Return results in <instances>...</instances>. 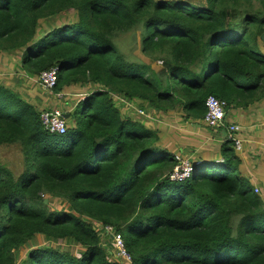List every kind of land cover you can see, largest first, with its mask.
<instances>
[{
	"label": "trees",
	"instance_id": "obj_1",
	"mask_svg": "<svg viewBox=\"0 0 264 264\" xmlns=\"http://www.w3.org/2000/svg\"><path fill=\"white\" fill-rule=\"evenodd\" d=\"M16 54L17 71L37 79L58 67L50 92L94 88L56 134L0 77V146L20 144L25 161L19 176L0 163V264H127L94 222L121 232L130 264H264V195L242 173L235 143L226 135L222 159L172 181L177 162L162 146L175 132L116 103L206 124L210 95L244 110L264 102V0H0V65ZM39 235L82 247L43 245L18 261Z\"/></svg>",
	"mask_w": 264,
	"mask_h": 264
},
{
	"label": "rangeland",
	"instance_id": "obj_2",
	"mask_svg": "<svg viewBox=\"0 0 264 264\" xmlns=\"http://www.w3.org/2000/svg\"><path fill=\"white\" fill-rule=\"evenodd\" d=\"M72 13L73 12H68V14H65L63 16H59L58 21H60V22L56 25L63 24L66 22H70L72 19V17H71ZM49 25H51V24L46 23V26H49ZM45 32L47 33V31L42 29L40 34H43ZM128 41H129L128 38L124 39L123 44L127 43ZM139 55L141 56V54H139ZM3 58L4 57H2L0 59H3ZM9 58L13 62V65L10 64V66H9V69L11 70L12 74L10 75L11 78L7 79L6 77H4V80L6 82H9L8 85L10 84V81H11L13 83L11 85L20 89L21 95L26 100L33 102L41 110L42 109L43 110L53 109V108H57V109H60L62 111L73 110L74 107L76 106V104L78 103L79 99L82 98L83 94H85L89 90H93V88H94L93 85H87V86L77 85V86H73L71 88H67L64 91H62L61 93H57V94L54 93L53 91L50 92V90L48 92V89L43 87V85L40 83V81L37 79V77L36 78H35V76L31 77L27 73H25V71L24 72L17 71L18 64H17V66H14V63L15 62L18 63V61L21 58V54L20 55L16 54L15 56H11ZM155 64H156L155 66L158 67L162 63L160 61H158ZM0 70H2L1 72H3V70H4L3 64L0 65ZM13 72H16V73H13ZM116 99H117L116 103L118 105H120L121 109L123 110L122 112H125V113L128 112L127 113L128 116H132L133 118H135L136 120H139V121L143 118V116H145V118L148 121H151L152 119H154V117L151 116L152 115L151 113H148L139 107L140 105L137 103V101L133 100L134 101L133 102V101L127 99L126 97H120V96L116 97ZM230 112H231V120L233 122L236 121V122H238V124H241L242 126H244L246 118H242L243 115L241 112H239L238 108L232 107ZM148 124H149V122H148ZM191 124L195 125V123H191ZM204 125L208 129L207 125L206 124H204ZM193 127L194 126H192L191 128L193 129ZM168 129H171V128L169 127ZM180 129L183 131L188 130V128L185 125H181ZM180 129H179V131H181ZM175 130H177V129H175ZM175 130H173V131H175ZM212 132L216 133V134L218 133L215 131H212ZM202 133H203V130H202ZM197 134H199L198 131H196V134L185 133V134H182V136L184 135L187 138L196 140V137H194V136H196ZM175 135H177L179 137L181 135V132L177 131V132H175ZM238 136L240 137V139L243 141V144H244L245 133H244L243 129L241 132L238 133ZM189 145H191V144H188V146ZM199 145H200V143H199ZM179 146H180V144H179V142H177V144H175L176 151H180ZM203 146L204 147L205 146L210 147V144H207L206 142H204ZM203 146L200 145L198 147V150H201V151L204 150L205 148ZM177 154L181 155L182 152H177ZM187 157L190 158L189 156H187ZM0 163L8 166L13 171L15 176H19V174L25 170V161H24V156H23L21 145L18 143L1 145L0 146ZM211 168L212 167H209L208 169L211 170ZM205 170H206L205 166H201V167L198 166V167H196L195 172H196V174H200V173L204 172ZM256 190L257 191L259 190L258 192L262 193L260 188H258ZM44 198H45L47 203H50L49 204L50 208L58 209V210H64V209L66 210V208H67L66 203L63 200H60L58 198H52L48 194L44 195ZM94 226H95L96 230L100 233V236L102 237V243L109 249L110 252L114 253V255H115L114 247L111 244L112 243V230H106V227H104V225H100L99 222H94ZM48 244H53L56 247L61 248V249L68 248L69 250L74 252L76 255L79 253V250L82 247L81 245H73L68 240H61L58 242H55V241L53 242L51 240H48L44 236L39 235L36 237V239L32 240L29 244L23 246L20 249L19 254H18V261H21L26 256V254L29 250L43 246V245H48ZM186 252L191 254L190 251H186ZM113 258L116 259L115 257H113ZM117 259L123 261L121 258H117ZM126 263L130 264L131 262L126 261Z\"/></svg>",
	"mask_w": 264,
	"mask_h": 264
},
{
	"label": "crops",
	"instance_id": "obj_3",
	"mask_svg": "<svg viewBox=\"0 0 264 264\" xmlns=\"http://www.w3.org/2000/svg\"><path fill=\"white\" fill-rule=\"evenodd\" d=\"M10 63L8 62V59H5V62L3 63L4 70L3 72H0V77L4 80V77L7 79L11 78L10 75L11 70L9 69ZM2 71V70H1ZM9 83V82H7ZM86 94V93H85ZM83 94V95H85ZM57 109V108H53ZM232 108H229L227 115H226V122L231 121V110ZM239 112L242 113V118H246L244 126H242L245 138H244V144L243 148L240 151V157L242 159V173L245 176H248V178L251 180L253 185L256 187V189L260 188L262 191V194L264 195V102L259 103L257 105H254L250 107L249 109H238ZM66 113V111H63ZM69 116V113H66ZM151 121H149V125L156 126L159 128H164L165 130L169 127L171 129L169 130H175L174 132H181V135L178 137L177 135H173L169 132L168 137L166 139V142L163 143L164 148L167 150H171L173 154L177 152H182L184 155L189 156L192 160L193 159H200L203 162L211 161V160H219L221 158V150L220 146L222 144V141L226 138V133L224 132V129H221V137L219 136L220 133H213L209 127L208 129L205 127L203 122L191 124L189 121L184 120L183 118L179 117V114H172V115H163L161 116H154ZM255 117V118H254ZM175 122H172V121ZM156 122V123H155ZM236 122V121H235ZM238 123V122H236ZM170 125V126H169ZM185 125L188 130H181L180 126ZM192 126L193 129L191 128ZM179 129L181 131H179ZM203 130V133H202ZM196 131H198L199 134L196 136L195 139L187 138L186 136H182V134L185 133H192L196 134ZM215 132H217L215 130ZM174 136V137H173ZM222 138V139H221ZM184 139V141H182ZM196 141V142H195ZM179 142V150L176 151L175 144ZM206 142L207 144H210V147L203 146V143ZM203 146L204 150H198V147ZM188 144H191L188 146ZM217 144V145H216ZM161 145V144H160ZM196 145V146H195ZM211 149V150H210ZM201 165V166H205ZM200 166V167H201ZM206 167V166H205Z\"/></svg>",
	"mask_w": 264,
	"mask_h": 264
},
{
	"label": "built area",
	"instance_id": "obj_4",
	"mask_svg": "<svg viewBox=\"0 0 264 264\" xmlns=\"http://www.w3.org/2000/svg\"><path fill=\"white\" fill-rule=\"evenodd\" d=\"M58 67H52L49 70L42 72L39 76V81L44 88L51 90L57 83ZM207 112L204 117L206 125L219 128L225 126L227 130V138L231 139L236 148L241 150L243 141L238 136L242 131V126L236 122H226L225 117L227 114L228 104L225 100L219 99L210 95L206 100ZM41 121L50 133L64 134L67 131V122L64 112L60 109H45L41 111ZM175 159L177 165L170 173V180L182 182L191 178L197 166L203 165L200 159L192 160L187 156L176 154ZM101 225V224H100ZM106 230H112V246L115 250L114 257L121 258L131 262V255L126 249L125 240L121 234L114 227L104 225ZM114 254V253H113Z\"/></svg>",
	"mask_w": 264,
	"mask_h": 264
},
{
	"label": "clouds",
	"instance_id": "obj_5",
	"mask_svg": "<svg viewBox=\"0 0 264 264\" xmlns=\"http://www.w3.org/2000/svg\"><path fill=\"white\" fill-rule=\"evenodd\" d=\"M39 79V78H38ZM230 108V107H229ZM227 112H228V110H227ZM66 113L64 112V115H65ZM227 115V114H226ZM225 119H226V117H225ZM230 122V121H229ZM226 131V130H225ZM226 135H227V132H226ZM177 153H175L174 154V158H175V155H176ZM182 155H184L183 153H182ZM184 156H186V155H184ZM176 160V159H175ZM193 160H195V159H193ZM202 161V160H201ZM177 162V161H176ZM202 163H203V165H204V162L202 161ZM176 165H177V163H176ZM198 167V166H197ZM175 168V167H174ZM170 175V174H169ZM168 175V177H169V179H170V176ZM194 175H197L196 174V172H194L193 174H192V176H194ZM191 176V177H192ZM100 223V222H99ZM101 224V223H100ZM101 225H103V224H101ZM112 253V252H111ZM112 256L114 257V254L112 253ZM123 260V259H122ZM124 262H126L125 260H123Z\"/></svg>",
	"mask_w": 264,
	"mask_h": 264
},
{
	"label": "water",
	"instance_id": "obj_6",
	"mask_svg": "<svg viewBox=\"0 0 264 264\" xmlns=\"http://www.w3.org/2000/svg\"><path fill=\"white\" fill-rule=\"evenodd\" d=\"M227 110H229V107L227 108ZM65 117L67 118L68 117V115L67 114H65ZM225 133H226V131H224Z\"/></svg>",
	"mask_w": 264,
	"mask_h": 264
}]
</instances>
